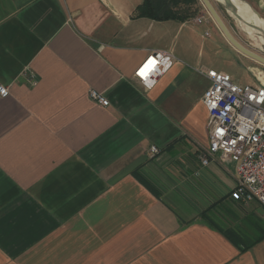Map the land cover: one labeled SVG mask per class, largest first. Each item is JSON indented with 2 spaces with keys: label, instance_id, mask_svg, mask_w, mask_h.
Returning <instances> with one entry per match:
<instances>
[{
  "label": "crops",
  "instance_id": "obj_1",
  "mask_svg": "<svg viewBox=\"0 0 264 264\" xmlns=\"http://www.w3.org/2000/svg\"><path fill=\"white\" fill-rule=\"evenodd\" d=\"M144 1L0 0V264H264V238L241 250L218 227L255 239L264 207L232 199L233 164L199 159L211 82L178 49L209 19L140 16ZM153 50L178 61L146 90Z\"/></svg>",
  "mask_w": 264,
  "mask_h": 264
},
{
  "label": "built area",
  "instance_id": "obj_2",
  "mask_svg": "<svg viewBox=\"0 0 264 264\" xmlns=\"http://www.w3.org/2000/svg\"><path fill=\"white\" fill-rule=\"evenodd\" d=\"M205 20V16L196 18L198 23ZM150 59L156 62L153 66H148ZM177 61L171 51H150L134 76L141 86L151 90ZM141 71L146 76H141ZM204 72L211 82L203 95L209 143L199 152L200 162L204 166L215 160L233 164L237 182L232 199L244 205L258 202L264 207V69L253 71L255 82L244 84L225 71L209 68ZM9 94L10 88L0 85V95ZM90 97L104 106L110 103L103 92L94 89ZM159 152L156 145L150 147L152 156Z\"/></svg>",
  "mask_w": 264,
  "mask_h": 264
},
{
  "label": "rangeland",
  "instance_id": "obj_3",
  "mask_svg": "<svg viewBox=\"0 0 264 264\" xmlns=\"http://www.w3.org/2000/svg\"><path fill=\"white\" fill-rule=\"evenodd\" d=\"M212 2L235 37L246 47L264 56V42L256 44V40L248 37L245 31L242 30L238 24L237 18L231 14L230 10L226 9V7L217 0H212ZM194 12L197 17L205 14V16L209 19L208 24L206 25L207 32L205 33L206 27L204 24H198L193 27H185L184 32L191 34L190 45L188 50L182 47V37L185 36V33L182 32L180 35L181 41L178 49L179 54L183 58L187 59L197 71L202 70V74L205 75L206 73L204 72V69L213 68L233 74L234 80L240 83H246L252 77L255 79L253 72L245 65H250L256 69H264V64L250 57H246V55L234 49L232 52H234L236 57L231 56V53H229L224 46L216 44L214 33L216 32L218 34H222L223 32L220 30L205 5L203 4V7L197 8ZM262 17L264 18V16ZM195 27L198 28L196 33L193 29ZM202 34L205 35L204 38L201 36ZM226 44L228 45L229 43ZM211 46H213L212 49ZM260 211L261 214L264 215V208L260 209Z\"/></svg>",
  "mask_w": 264,
  "mask_h": 264
},
{
  "label": "trees",
  "instance_id": "obj_4",
  "mask_svg": "<svg viewBox=\"0 0 264 264\" xmlns=\"http://www.w3.org/2000/svg\"><path fill=\"white\" fill-rule=\"evenodd\" d=\"M194 1L196 0H145L144 3L138 7V14L140 16L160 20L171 18L185 20L194 13V11L191 10ZM258 221L260 228L264 229V220L259 218ZM214 225L216 224L214 223ZM248 226L251 225L249 224ZM218 227H220L234 242H237L240 247L241 245H245L241 250L249 248L253 243L264 238L263 234L259 237L256 236L255 239H251L246 237L247 233L239 228ZM248 234L250 235V233Z\"/></svg>",
  "mask_w": 264,
  "mask_h": 264
},
{
  "label": "water",
  "instance_id": "obj_5",
  "mask_svg": "<svg viewBox=\"0 0 264 264\" xmlns=\"http://www.w3.org/2000/svg\"><path fill=\"white\" fill-rule=\"evenodd\" d=\"M201 1L203 2L205 7L207 8L209 13L211 14V16L213 17V19L215 20V22L217 23V25L219 26L220 30L223 32L224 36L229 41V43L235 49H237L239 52H241L244 55H246V56H248V57H250V58H252V59H254V60H256V61H258V62H260L262 64H264V56L263 55H261V54L255 52L254 50L246 47L244 44H242L235 37V35L232 33V31L227 26V24L223 20L222 16L218 12V10L215 7V5L212 2V0H201ZM221 4H223L228 10L232 11V13L236 16V18H238L239 20H243V18L240 16L238 10L236 9V6L234 5L233 0H224V2H221ZM252 9L254 10V12L256 13V15L259 18H263L262 15L259 13V11H257L253 7H252Z\"/></svg>",
  "mask_w": 264,
  "mask_h": 264
},
{
  "label": "bare ground",
  "instance_id": "obj_6",
  "mask_svg": "<svg viewBox=\"0 0 264 264\" xmlns=\"http://www.w3.org/2000/svg\"><path fill=\"white\" fill-rule=\"evenodd\" d=\"M218 2H224V0H217ZM236 9L243 20H238V24L245 31L248 37L256 40V44L264 42V19L259 18L252 7L245 1L233 0ZM227 9V8H226ZM235 16L232 11H230ZM236 17V16H235Z\"/></svg>",
  "mask_w": 264,
  "mask_h": 264
},
{
  "label": "snow or ice",
  "instance_id": "obj_7",
  "mask_svg": "<svg viewBox=\"0 0 264 264\" xmlns=\"http://www.w3.org/2000/svg\"><path fill=\"white\" fill-rule=\"evenodd\" d=\"M155 63H156V62H155L154 60L150 59V60L148 61V66H153ZM139 74H140L141 76H146V72H145V71H141Z\"/></svg>",
  "mask_w": 264,
  "mask_h": 264
}]
</instances>
